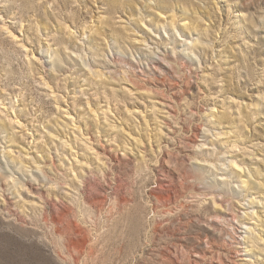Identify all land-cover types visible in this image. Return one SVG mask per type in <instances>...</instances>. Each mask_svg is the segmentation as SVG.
Listing matches in <instances>:
<instances>
[{"label":"rangeland","instance_id":"obj_1","mask_svg":"<svg viewBox=\"0 0 264 264\" xmlns=\"http://www.w3.org/2000/svg\"><path fill=\"white\" fill-rule=\"evenodd\" d=\"M0 264H264V0H0Z\"/></svg>","mask_w":264,"mask_h":264},{"label":"bare ground","instance_id":"obj_2","mask_svg":"<svg viewBox=\"0 0 264 264\" xmlns=\"http://www.w3.org/2000/svg\"><path fill=\"white\" fill-rule=\"evenodd\" d=\"M237 226H239V225H236V226L234 225V229H235V231H236V233H237V237H238V238H241V230H240ZM235 231H234V232H235Z\"/></svg>","mask_w":264,"mask_h":264}]
</instances>
